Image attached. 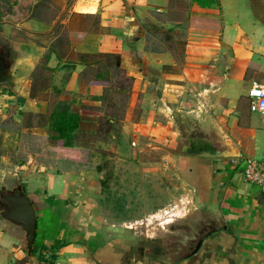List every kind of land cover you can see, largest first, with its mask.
<instances>
[{"label": "crops", "instance_id": "1", "mask_svg": "<svg viewBox=\"0 0 264 264\" xmlns=\"http://www.w3.org/2000/svg\"><path fill=\"white\" fill-rule=\"evenodd\" d=\"M0 39L14 53L15 88L54 85L98 102L113 58L132 79L127 115L138 102L145 105L138 122L145 134L168 138L165 146L195 134L218 149L231 142L239 158L179 154L183 143L170 157L184 180L187 208L200 212L211 231L196 253L172 264H264V196L242 178L245 159L264 167V112L251 111L248 97L252 86H264V0H0ZM43 71L52 77L40 84ZM2 85L0 109L8 106ZM80 94L70 104L83 105ZM22 103L32 114L46 109L37 98ZM65 108L78 125L93 116ZM27 154L35 158L10 174L0 166V178L19 182L35 208V261L42 251L59 264H165L160 245L110 237V226L92 218V172L80 167L82 160L47 163L34 150ZM179 208L186 212L176 206L165 215ZM21 238L0 228V264H30Z\"/></svg>", "mask_w": 264, "mask_h": 264}, {"label": "rangeland", "instance_id": "2", "mask_svg": "<svg viewBox=\"0 0 264 264\" xmlns=\"http://www.w3.org/2000/svg\"><path fill=\"white\" fill-rule=\"evenodd\" d=\"M7 44L10 43L0 39V51ZM9 52L11 61L14 53ZM115 64L111 58L110 72L101 78L108 84L104 85V99L99 100V103L92 100L94 96L86 91L81 94H74V90L64 93L54 85H18L16 88L15 85L13 88L2 85L8 106L0 109L1 171L10 174L12 168H19L22 164L26 165L27 161H32L31 157H35L28 155V150H34L36 156L38 152V159L47 163L57 159L72 162L68 157L82 160L80 167L92 172L87 202L92 218L104 226H110V237L118 238L124 234L147 246L160 245L161 250L157 249L156 253L159 256L162 254L165 264H172L174 254L167 247L172 248L177 239L186 243L190 240L189 235L205 223L200 212L191 214L187 208V189L170 163L172 155H179L176 151L180 150L183 142L174 138L169 146H165L162 142H167L168 138L162 137L159 142L153 134H145L144 128L138 125L145 107H141L140 102L132 108L131 115H127L128 103L132 98V79L123 70L114 67ZM39 76L40 84L52 77L45 71ZM92 76V73L86 74L85 81H90ZM77 93L83 99L84 104L81 106L70 104ZM25 97L45 101L46 109L42 105L39 114L26 112L22 108ZM68 104L73 111L81 108L93 116L82 117L83 121L73 134L71 147H64L63 141L57 140L55 133L50 130L49 118L53 112L69 108ZM43 110H46L45 114ZM108 117H113V123H107ZM199 135L202 136L195 134L192 139L186 138L183 144L195 139L201 140ZM149 143L157 146L147 145ZM161 145L162 149L158 147ZM78 147L86 151L76 150ZM71 169L74 168L66 170ZM176 206L186 208V212L179 208V214L172 217H169V213L165 215V212H171ZM183 213L185 216H182ZM160 219L166 224L158 225ZM167 257L171 258L170 261Z\"/></svg>", "mask_w": 264, "mask_h": 264}, {"label": "water", "instance_id": "3", "mask_svg": "<svg viewBox=\"0 0 264 264\" xmlns=\"http://www.w3.org/2000/svg\"><path fill=\"white\" fill-rule=\"evenodd\" d=\"M8 49V46H6ZM8 52L0 55V84H6L13 88L15 81L12 77L11 64L8 60ZM188 145L182 146L179 154H184L199 158L212 159H233L239 158L240 153L233 147L231 142H225L221 149L209 146V149H199L191 151ZM37 215L30 199L25 195L19 182L9 183L0 178V228L10 231H17L21 234L23 250L30 264H39L33 259V246L35 241ZM211 232V231H209ZM206 233L198 242L192 254L196 253L203 241L208 237Z\"/></svg>", "mask_w": 264, "mask_h": 264}, {"label": "built area", "instance_id": "4", "mask_svg": "<svg viewBox=\"0 0 264 264\" xmlns=\"http://www.w3.org/2000/svg\"><path fill=\"white\" fill-rule=\"evenodd\" d=\"M248 97L250 98V110L264 112V86L255 85L248 91ZM242 178L251 186L257 188L259 193L264 196V167L261 162L256 159H245L242 162ZM39 264H59L54 261L50 255L46 252H40Z\"/></svg>", "mask_w": 264, "mask_h": 264}, {"label": "flooded vegetation", "instance_id": "5", "mask_svg": "<svg viewBox=\"0 0 264 264\" xmlns=\"http://www.w3.org/2000/svg\"><path fill=\"white\" fill-rule=\"evenodd\" d=\"M6 51L8 52V55L10 57L9 48L6 49V47H5V49H3V51H0V55L5 53ZM9 57H8V60H9ZM188 143L191 144V146L188 148V150H191V151H198L199 149H209V146H210L208 144V142L204 141V139L203 140L202 139L201 140H198V139L191 140V141L187 142V144L185 143V145H188ZM208 232H209L208 225H205V226L201 227L200 229H198L197 231H195L193 234L189 235V236H191V237H189L190 240L187 241L186 243H184L185 241H183V240L177 239L175 241V243L172 244V248L169 249V247H167L169 252H173V254H174L173 262H175L176 260H180L186 256L191 255L193 249H195V247L198 244V242L200 241V239ZM183 239H188V237H184ZM202 244H201V246H202ZM201 246H200V248H201ZM166 259L170 261L171 258L167 257Z\"/></svg>", "mask_w": 264, "mask_h": 264}, {"label": "trees", "instance_id": "6", "mask_svg": "<svg viewBox=\"0 0 264 264\" xmlns=\"http://www.w3.org/2000/svg\"><path fill=\"white\" fill-rule=\"evenodd\" d=\"M107 123L111 124V122ZM49 127L55 133V138L63 141L64 147H71L73 134L78 128V118L73 113H70L67 108H61L51 114ZM36 252L37 248L33 246L32 255L34 256Z\"/></svg>", "mask_w": 264, "mask_h": 264}]
</instances>
